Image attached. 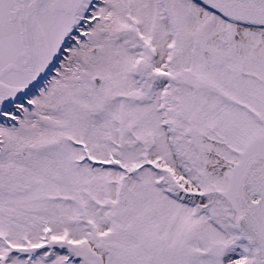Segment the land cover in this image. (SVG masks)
<instances>
[{
  "label": "snow or ice",
  "instance_id": "1",
  "mask_svg": "<svg viewBox=\"0 0 264 264\" xmlns=\"http://www.w3.org/2000/svg\"><path fill=\"white\" fill-rule=\"evenodd\" d=\"M0 264H264V0H0Z\"/></svg>",
  "mask_w": 264,
  "mask_h": 264
}]
</instances>
